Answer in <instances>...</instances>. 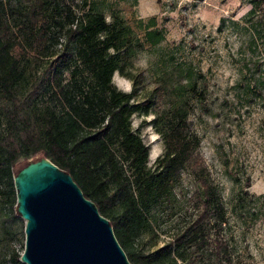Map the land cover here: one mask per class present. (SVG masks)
Wrapping results in <instances>:
<instances>
[{"label":"trees","instance_id":"16d2710c","mask_svg":"<svg viewBox=\"0 0 264 264\" xmlns=\"http://www.w3.org/2000/svg\"><path fill=\"white\" fill-rule=\"evenodd\" d=\"M251 1L250 13L262 7L264 17V0ZM145 34L151 43L163 36L158 28ZM53 43L60 48L52 49ZM133 47L127 25L109 22L91 8L75 10L70 0H0V180L17 206L14 176L29 161L14 166L20 157L40 152L69 172L109 218L133 264L227 263L230 249L217 227L226 220L225 210L207 176L188 111L173 107L171 120L159 128L164 151L149 164L150 146L132 116L148 114L153 99H137L135 82L130 91L113 82L116 71L132 76L127 60ZM30 57L44 60L27 73L24 61ZM189 83L205 97L195 80ZM186 166L199 184L198 213L185 230L144 252L134 242L149 223L148 212L171 195ZM189 248L194 259L187 261ZM23 249L24 243L11 250L12 264H26ZM207 255L215 259L208 262Z\"/></svg>","mask_w":264,"mask_h":264},{"label":"rangeland","instance_id":"374dc122","mask_svg":"<svg viewBox=\"0 0 264 264\" xmlns=\"http://www.w3.org/2000/svg\"><path fill=\"white\" fill-rule=\"evenodd\" d=\"M70 1L75 10L101 11L109 22L130 29L134 53L127 62L132 76L116 71L113 82L125 91L135 82L137 99H153L148 114L132 116L133 127L150 146L149 164L164 151L159 128L171 120L173 107L182 105L188 111L207 176L225 210L226 220L217 227L228 242L231 261L222 264H264L263 8L250 13L251 0ZM149 28L162 31L158 42L146 38ZM60 46L53 43L51 48ZM42 60H25L27 73ZM63 76L67 79L68 73ZM189 80L196 81L204 98ZM41 155L20 157L14 169ZM6 190L0 180V264H12L11 250L25 243V219L15 215L16 203L11 204ZM199 193L192 169L184 167L171 195L151 207L149 223L134 245L148 252L185 230L198 213ZM187 257L194 259L190 251ZM204 257L208 262L215 259Z\"/></svg>","mask_w":264,"mask_h":264},{"label":"water","instance_id":"95a60500","mask_svg":"<svg viewBox=\"0 0 264 264\" xmlns=\"http://www.w3.org/2000/svg\"><path fill=\"white\" fill-rule=\"evenodd\" d=\"M17 212L25 219L26 264H133L96 203L49 157L14 176Z\"/></svg>","mask_w":264,"mask_h":264}]
</instances>
